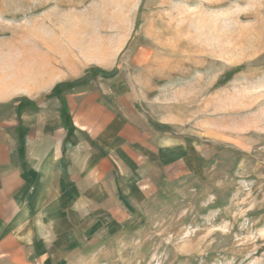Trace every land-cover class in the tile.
<instances>
[{"label":"rangeland","instance_id":"1","mask_svg":"<svg viewBox=\"0 0 264 264\" xmlns=\"http://www.w3.org/2000/svg\"><path fill=\"white\" fill-rule=\"evenodd\" d=\"M3 76L108 147L102 188H33L27 264H264V0H0Z\"/></svg>","mask_w":264,"mask_h":264},{"label":"crops","instance_id":"2","mask_svg":"<svg viewBox=\"0 0 264 264\" xmlns=\"http://www.w3.org/2000/svg\"><path fill=\"white\" fill-rule=\"evenodd\" d=\"M11 80L0 78V110L4 111L0 117V264H27V245L35 236L29 224L33 188H102L109 173L103 155L108 147L101 146L95 158L77 156V150L68 148L63 151L67 130L59 100L45 99V93L34 89L20 94ZM64 99L71 110L70 94ZM94 122L84 114L76 117L80 128H95ZM139 143L145 147L140 139ZM147 152H140L138 158L146 160ZM147 181L143 176L133 180Z\"/></svg>","mask_w":264,"mask_h":264},{"label":"trees","instance_id":"3","mask_svg":"<svg viewBox=\"0 0 264 264\" xmlns=\"http://www.w3.org/2000/svg\"><path fill=\"white\" fill-rule=\"evenodd\" d=\"M63 117L66 119L67 125L69 126V131L72 132L73 126L70 123V117L68 116V114L65 111H63Z\"/></svg>","mask_w":264,"mask_h":264}]
</instances>
